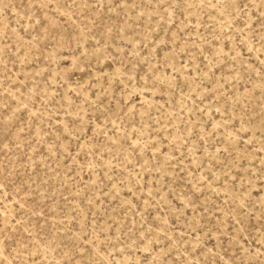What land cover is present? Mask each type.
<instances>
[{"label":"rangeland","instance_id":"obj_1","mask_svg":"<svg viewBox=\"0 0 264 264\" xmlns=\"http://www.w3.org/2000/svg\"><path fill=\"white\" fill-rule=\"evenodd\" d=\"M0 264H264V0H0Z\"/></svg>","mask_w":264,"mask_h":264}]
</instances>
